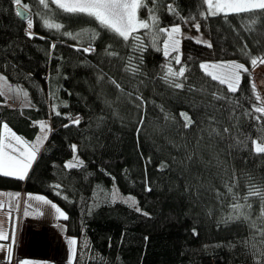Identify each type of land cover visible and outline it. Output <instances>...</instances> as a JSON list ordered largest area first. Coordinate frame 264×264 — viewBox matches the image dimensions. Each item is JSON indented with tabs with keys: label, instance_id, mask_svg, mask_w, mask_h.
<instances>
[{
	"label": "trees",
	"instance_id": "trees-1",
	"mask_svg": "<svg viewBox=\"0 0 264 264\" xmlns=\"http://www.w3.org/2000/svg\"><path fill=\"white\" fill-rule=\"evenodd\" d=\"M13 2L0 0V75L27 92L28 104L13 98L10 109L0 94V137L3 124L28 144L38 122L50 131L26 178L0 175V191L43 196L67 216L61 224L76 240L72 264H264L257 234L264 200L248 196L252 187L264 192V153L253 144L264 147V116L252 111L264 65H251L264 59V15H211L202 0H141L138 16L150 29L124 41L93 17L50 0L47 8L22 0L32 12L30 38ZM193 23L211 47L184 39L175 65L158 29ZM90 45L94 53L86 54ZM206 61H235L249 71L240 70L237 91L229 92L201 69ZM181 66L182 77H168L184 85L176 88L163 77ZM181 113L191 118L188 127ZM74 156L76 166L65 167ZM113 186L134 196L140 211L113 201ZM235 203L248 219H228L237 215ZM23 208L13 210L10 264L20 262Z\"/></svg>",
	"mask_w": 264,
	"mask_h": 264
},
{
	"label": "snow or ice",
	"instance_id": "snow-or-ice-1",
	"mask_svg": "<svg viewBox=\"0 0 264 264\" xmlns=\"http://www.w3.org/2000/svg\"><path fill=\"white\" fill-rule=\"evenodd\" d=\"M51 3L58 5V7L64 9L66 12L73 13V14H84L90 17L95 18L96 21L99 22V24L102 27H105L109 29L110 31L115 32L118 36L122 37L124 41H127L129 39V36L135 32L139 28H145L150 29V24L147 20H139L136 15V10L140 6H146L141 3V0H68L67 3H61V0H50ZM204 4L208 5V11L211 15H217L218 11H224L225 15L228 14V12H235L237 14L239 13H247V12H258L259 15H264V0H217V2L214 4L213 0H202ZM14 3L19 5L22 3V0H14ZM39 3L41 5H44L45 8L49 6L48 2L46 0H39ZM155 3V0H154ZM25 7H27L25 5ZM215 9V10H213ZM168 11L170 14L175 13V9L172 7L171 4L168 5ZM149 19L152 21V24H156V17L152 14V9H149ZM17 15L21 16L23 18H27L25 13L17 11ZM201 15H204V12H201ZM206 18V17H205ZM255 23V20L252 21ZM48 27H56L60 28L61 25H52L48 24ZM197 31H199V24L193 25ZM28 28H32V23L29 21ZM158 31L160 33H163L167 38L164 41V54L167 57L171 51H177V44L178 40L175 38L174 34H178L180 32V28L178 25L171 26L170 28H159ZM29 37H32L31 32L28 33ZM68 36H72V33H66ZM134 40H139L138 36H133ZM200 42V41H197ZM207 44V42H204ZM208 47H211L210 44H207ZM52 47L54 48L55 45L53 44ZM110 47V46H109ZM95 49L91 47V45L88 48H85L83 51L86 53L94 51ZM135 50V49H134ZM108 55L115 56L117 53L115 52H108ZM175 62L177 64L180 63L179 56L173 57ZM258 61L260 64H264V59L261 58H253L251 59V65L253 67H256L258 65ZM129 63H131V57H129ZM202 70H205L207 75H211L213 80H218L220 84H227L228 91L229 92H235L237 91V85L239 83L240 70H243L245 72L249 71L248 68H246L242 64H236L235 62H229L221 65H207V64H201L200 65ZM211 68H220L222 69L221 74L217 75L212 72H208L207 69ZM125 71H132L135 72L137 69L135 67H128L125 69ZM185 68L181 66L178 71H174L171 67L168 68L167 73L164 75L163 79H165L166 82L173 83V86L176 88H182L184 85L179 82H173L169 81L168 77H182L184 75ZM115 83V81H113ZM117 87L119 85L117 84ZM253 88L255 89V84H253ZM214 98L222 99L223 97H216L215 94H213ZM256 100L259 102L261 100L260 95L256 96ZM253 112H258L261 114V116H264V106H253ZM59 115L60 113H56ZM181 115L185 119L184 127H188L192 120L190 117L187 116L186 113H181ZM248 115L252 116L253 119L257 120L258 122L261 119V116H254L252 113H248ZM73 123L78 124L79 118L77 117ZM67 126V125H66ZM7 126L5 125V128ZM45 125L43 122H41V131H44ZM215 131V129H213ZM229 131L228 128L224 129V132L227 133ZM212 134L211 132L209 133ZM13 138L17 140V142L20 141V137H16L15 134H12ZM40 137H37V141H40ZM44 139H47V136H44ZM253 144H256V141H253ZM12 148V151L15 152L17 149L12 146L10 143L8 145H5L3 141H0V174L3 175H9L10 173L7 171H3V164L4 161L2 159V154L5 151L6 148ZM32 147V152L28 154V157L18 163V177L19 179H24L27 169L31 165V160L34 159L35 152L38 151L37 145H30ZM73 149H75V146L73 145ZM256 152L264 153V147H261L259 145H256L255 148ZM11 159V157H9ZM75 159V157H74ZM82 164V161L80 162ZM76 165H73L71 163H68L65 165V167H74ZM56 188H59V185L55 186ZM227 187V190L229 193L232 192V186L225 185ZM150 191L151 189H147ZM59 194V193H57ZM18 195V194H17ZM248 196H260L262 200H264V192H261L259 188H250L248 192ZM37 200H44L43 197H35ZM245 201H247L248 197L246 196ZM45 203H49L48 201L44 200ZM135 204V201L132 202ZM53 208H56V206L53 204ZM245 205L240 203H235L232 205L233 210L237 213V215L229 216L228 219H239L240 216H244L245 219H248V216L245 215L241 211ZM248 208H251V204H247ZM3 208V205L0 204V209ZM137 211H140L139 208L136 209ZM56 211L59 212L60 216H62L64 219H67V216L64 215L63 212H61L58 208H56ZM27 215V213H25ZM145 215H147L145 213ZM261 216L264 217V206L261 208ZM252 226L255 228L256 224L253 222ZM195 234V231H194ZM257 234L262 238L261 243H264V228H257ZM8 239L3 233H0V240ZM68 243L70 246H74L76 244L75 239H69ZM4 245H0V248H3ZM70 251H74V249L70 248ZM9 264L11 260V255L8 256ZM21 264H25V262H21ZM259 264V261L257 262Z\"/></svg>",
	"mask_w": 264,
	"mask_h": 264
},
{
	"label": "rangeland",
	"instance_id": "rangeland-1",
	"mask_svg": "<svg viewBox=\"0 0 264 264\" xmlns=\"http://www.w3.org/2000/svg\"><path fill=\"white\" fill-rule=\"evenodd\" d=\"M67 2H68V0H61V3H67ZM216 2H217V0H213L214 4ZM207 7H208V5H207ZM213 10H215V9H213ZM218 12L225 13L224 11H218ZM136 15H137V18L139 20H142L138 16V8L136 10ZM28 23L29 22L26 23L27 29L25 31L28 33L31 32V34L33 36L32 28H31V30L28 28ZM31 23H32V20H31ZM194 24H197V23H193V25ZM193 25H181V26H179L180 32L178 34H174L175 38L178 40L177 51H171L168 56L171 58L172 61H174L175 65H177V63L175 62L173 57L179 56V58H180L179 49H180V42L182 40L190 38L193 41H195L196 43H199L202 45L207 46V44H210L209 40L203 36L202 32H200V29H199V31H197ZM139 29H142V28H139ZM139 29H137V30H139ZM197 41H200V42H197ZM205 41L207 42V44L204 43ZM162 49L164 52V42H163ZM229 62H235V61H222V62L206 61V62H203V64L221 65V64H225V63H229ZM235 63L240 64L238 62H235ZM261 65H264V64H261ZM203 71L205 72V70H203ZM207 71L219 75V74H221L222 69L209 67L207 69ZM209 76H211V75H209ZM225 85L227 86V84H225ZM255 89H256L257 95H260V97H261V100L259 101V106H264V81L263 82L262 81L256 82L255 83ZM0 94L4 97L8 98V99H11V100H13L12 98L19 100L22 106H27V104H28L27 92L21 86L13 85V84L9 83L2 75H0ZM41 122H43V124L45 125L44 131H41ZM5 125L6 124H3L2 129H1V141H3V143L5 145H8L10 143L17 150L15 152H13L12 148L9 147V148H6L5 151L3 152V154H2V159L4 161L3 171H7L10 173L9 175H4V176L17 178L19 175L18 170H17L18 169V163L24 161L28 157V154L32 152V147H30V145H37L38 146V151L35 152L34 159L31 160V165L27 169V173L24 177V179H25L28 172L30 171L32 165L34 164V162L37 158V155L39 154L40 150L42 149V147L44 146V144L47 140V139H44V136L46 135L47 138L49 136L50 129H49L48 123L46 121H40L37 123L38 133L36 135L35 140L31 144H28L22 138L20 139L19 142H17V140L15 138H13V136H12V134H15V133L7 125H6L7 127L5 128ZM15 136L19 137L16 134H15ZM38 136L41 138L40 141H37ZM256 145L261 146L260 144L256 143L255 148H256ZM9 157H11V159H9ZM74 157H75V159H74ZM74 157L71 158L67 162V164L71 163V164L75 165L78 162V158L76 156H74ZM0 175H3V174H0ZM17 179H19V178H17ZM30 195H32V194H30ZM37 196H39V195H36L34 197H37ZM39 197H43V196H39ZM43 198H44V200L48 201L49 203H45L44 200H41L40 202L35 203L34 207L36 208V210L32 209V212L30 214L27 213L26 209L24 210V213H23L24 216H22V219H24L25 224L33 223L35 226L38 223L36 224L37 221L35 222L34 220H37L39 218H44L46 220H49L50 218L54 217L53 213L56 210V208H58V207L54 204L56 206V208H53L52 207L53 203L50 202L49 200H47L45 197H43ZM111 198L113 201L122 202L129 207H134L136 209L138 208V203H137L136 198L132 195H127V194L121 193L116 188V186H113V188H112ZM22 200H23V204H24V199H22ZM133 200L135 201V204L132 203ZM23 204H22L21 198H19V196H17V198H16L17 207L19 208L21 205L23 206ZM25 213H27V215H25Z\"/></svg>",
	"mask_w": 264,
	"mask_h": 264
},
{
	"label": "crops",
	"instance_id": "crops-1",
	"mask_svg": "<svg viewBox=\"0 0 264 264\" xmlns=\"http://www.w3.org/2000/svg\"><path fill=\"white\" fill-rule=\"evenodd\" d=\"M17 196H19L17 193L11 191H0V204L3 205V208L0 209V233L8 237V239L0 240V245H4L3 248H0V264H8L9 262L8 256L11 253L10 228ZM34 196L36 195L26 194L21 197L24 199L23 210L26 209L28 214L32 212V209L36 210L34 204L41 201L35 199ZM53 215L54 217L49 220L44 218L34 220L37 221L36 224L38 223L35 226L33 223L25 224L23 219L19 232V264L21 262H25V264H72L76 244L70 246L68 243L70 237L64 234L61 224L64 218L56 210ZM70 248L74 251H70Z\"/></svg>",
	"mask_w": 264,
	"mask_h": 264
},
{
	"label": "water",
	"instance_id": "water-1",
	"mask_svg": "<svg viewBox=\"0 0 264 264\" xmlns=\"http://www.w3.org/2000/svg\"><path fill=\"white\" fill-rule=\"evenodd\" d=\"M13 6H14V11H15L16 16H17L21 21H26L27 18H29V17H30V19L32 20V12H31L29 9H27L25 6H23L22 4L17 5V4H15L14 2H13ZM17 11H20V12L25 13V15H26L27 18L25 19V18H23V17H21V16H18V15H17Z\"/></svg>",
	"mask_w": 264,
	"mask_h": 264
},
{
	"label": "built area",
	"instance_id": "built-area-1",
	"mask_svg": "<svg viewBox=\"0 0 264 264\" xmlns=\"http://www.w3.org/2000/svg\"><path fill=\"white\" fill-rule=\"evenodd\" d=\"M25 33L26 34H28L26 31H25ZM88 48V47H87ZM85 49V48H84ZM85 52V51H84ZM86 53V52H85ZM94 53V51H91V52H88V53H86V54H93ZM3 106H6V107H8V108H10V109H15L16 108V103L14 102V101H12V100H7L4 104H3ZM77 118V117H76ZM75 118V119H76ZM78 118H79V122L81 121V117H79L78 116ZM74 119V120H75ZM73 120V121H74ZM74 124H76V123H74Z\"/></svg>",
	"mask_w": 264,
	"mask_h": 264
},
{
	"label": "bare ground",
	"instance_id": "bare-ground-1",
	"mask_svg": "<svg viewBox=\"0 0 264 264\" xmlns=\"http://www.w3.org/2000/svg\"><path fill=\"white\" fill-rule=\"evenodd\" d=\"M29 21H31L30 17L27 18V20H26L25 22L27 23V22H29ZM30 30H31V29H30ZM27 33H28V32H27Z\"/></svg>",
	"mask_w": 264,
	"mask_h": 264
}]
</instances>
